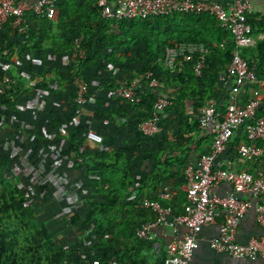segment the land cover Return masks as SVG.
<instances>
[{"label":"trees","instance_id":"trees-1","mask_svg":"<svg viewBox=\"0 0 264 264\" xmlns=\"http://www.w3.org/2000/svg\"><path fill=\"white\" fill-rule=\"evenodd\" d=\"M54 1L56 13L51 18L26 13V37L11 39L9 25L3 26L0 53L8 59L16 50L23 58L24 51L31 49L45 71L43 62L48 50L66 53L68 57L84 51V56H77L72 61L68 75L70 81L83 79L89 96H92L95 91L91 80L94 78L99 92L91 98L96 104L95 112L107 117L109 126L116 124L118 119L124 120L133 135L127 141L128 149L124 145L119 150L91 153L85 148L86 131L82 126L73 123L65 134H61L64 120L59 116L49 118L45 123H35L29 134L45 140L46 144L64 139L67 148L62 149L59 156L73 162L79 160L78 165L86 163L89 183L101 200H88L85 215H73L70 219L78 223L77 228L81 232L93 234L95 242L88 243V250L84 253H70L62 242L53 237L29 202V193L22 188L28 187V180L23 175L9 176V159L1 157L0 264H91L93 260L100 264L113 261L141 264V243L144 240L137 238L136 228L153 221L155 214L150 208H139L137 204L145 196L164 206L170 205L175 213L185 210L187 189L172 201H165L159 200L157 194L161 191L158 185L172 177L171 168L176 163L183 170L190 164L189 153L198 151L199 158L210 150L214 132L208 135L211 139L208 148L199 151L200 136L204 133L199 117L210 101L224 112L232 98L230 91L218 81V75L225 71L233 57L234 43L230 32L208 14L174 13L144 20L115 21L100 16L95 0ZM247 20L253 34L264 33V12L251 13ZM178 42H199L209 47L210 54L200 75L194 73L192 61L184 57L176 58L172 67L163 64L166 46ZM242 56L254 67L257 79L264 80V39L255 47L243 49ZM147 70L152 71L151 77L145 75ZM138 75L141 76V87L134 98L127 99L117 94L116 90L122 83L128 85ZM151 78L157 80L156 87L149 85ZM22 90V84H11L4 95L5 101L0 98V105L5 103L8 108H15L17 95ZM158 94L167 95L172 103L160 115L161 131L147 137L138 130V125L151 118ZM105 98L112 104L105 106ZM87 103L74 106V121L86 115L89 117ZM257 115H264V108H259ZM173 123L176 126H172ZM238 129L227 143V154L235 153L240 143L247 142L244 126ZM113 133L110 129L101 133L102 142L112 138ZM144 141L156 142L157 147L141 153L140 146ZM174 153L178 157H172ZM141 155L143 160L153 158L156 163L144 177L138 174ZM146 190H150L151 195H147ZM91 250L93 255L85 263Z\"/></svg>","mask_w":264,"mask_h":264},{"label":"built area","instance_id":"built-area-1","mask_svg":"<svg viewBox=\"0 0 264 264\" xmlns=\"http://www.w3.org/2000/svg\"><path fill=\"white\" fill-rule=\"evenodd\" d=\"M100 16L105 20H132L160 17L170 14L201 15L208 14L217 19L221 26L231 34L234 43V54L225 71L220 72L218 81L223 87H228L231 100L224 112L213 105H207L201 110L199 122L203 127H210L214 138L210 150L202 154L197 163L188 164L183 175L188 182L186 190V206L181 213H175L170 205L164 206L157 200L143 198L138 202L139 208H150L155 219L142 223L136 228V236L140 240H150L152 229L159 225L173 226L176 224L187 227V233L181 239L167 245L164 264H190L194 250L197 248V234L208 224L220 219L218 235L210 241V247L221 253H226L238 259H254L264 256V236L252 238L246 243H239L236 238L238 224L251 205V199L264 197V174L260 168L256 173L233 169V160L219 159L226 152L227 143L234 131L244 126L247 142L240 143L235 154L242 161L252 164L261 162L264 155V115L258 116L260 101L257 98H241L242 90L256 84L254 67H251L242 56V50L255 47L254 34L247 20L253 13L252 0H232L221 4L215 0H95ZM264 4V0H263ZM32 12L38 16L53 17L56 13L54 0H0V28L9 25L11 36H27L26 13ZM78 54V55H76ZM210 49L204 43L178 42L166 46L162 58L163 64L172 67L176 58L184 57L192 61L196 75H200ZM77 56H84V51H77ZM145 75L151 77L152 71ZM13 84L9 77L0 80V96L5 95L7 88ZM149 85L156 87L158 82L151 78ZM141 87V76L116 90L117 94L132 99ZM89 96L87 85L83 79H76L75 103L83 105ZM172 102L167 95L158 94L153 106L151 118L142 121L138 130L147 137L161 131L160 115ZM86 139L100 144L102 135L94 130L86 131ZM258 143V144H257ZM44 182L51 181L45 176ZM42 181V182H43ZM222 184L229 186L225 194L215 192ZM159 196L170 199L173 193L166 189ZM257 218L264 223V205L256 207ZM91 264H100L93 260ZM242 264H247L243 262Z\"/></svg>","mask_w":264,"mask_h":264},{"label":"crops","instance_id":"crops-1","mask_svg":"<svg viewBox=\"0 0 264 264\" xmlns=\"http://www.w3.org/2000/svg\"><path fill=\"white\" fill-rule=\"evenodd\" d=\"M203 1H211V0H203ZM221 4H228L232 0H215ZM253 3V13L255 12H264V4L263 0H252ZM1 30H3V27L0 28V34ZM255 38V46L256 44L264 39V33H256L254 34ZM11 39H15L13 36H11ZM0 47H3V42L0 41ZM31 51V59H24L27 61L26 64H24V60L20 58V55L18 51H14L8 59H4L6 55L4 53H0V60H5L4 65H8L5 67H11L15 66L14 64V57L15 55L18 57V59L21 61V63L24 64L26 67V72L29 74V76L19 77V81L17 83H20L23 85V92H21L18 96H24V101L21 103L20 106L19 103L15 106V108H9L12 110V112L15 115H19L18 117L21 118L20 120H24L23 118H26L29 116V118H32L33 114H37L36 106L35 104L38 103V101H41L42 98L47 99L46 107L42 112H40V119H36L34 122H32L30 125H28V128H33L35 123H45L48 121L49 118L54 119L57 116H59L62 120H64L63 127L61 128L60 132L61 134H65L66 130L71 128L73 123L75 125H80L82 128H84L85 131L87 130H94L99 132L100 134H104L107 132V129L113 130V137L108 139L106 142H101L100 144L93 143L85 138V148L90 151L91 153H96L100 150H119V147H124L128 149V143L127 141L132 137L133 133L131 134L130 128L125 123L124 120H117V123L109 126L107 117H101L100 114L95 112L96 104L91 99L92 96H89L90 101H87L86 109L90 113L89 117L86 115L82 117L80 120H75V116L72 115L74 106H77L75 103V86H76V79L70 81L69 73L71 69L72 61H74L73 56L68 57L66 53H54L51 50H48L46 53V59H45V71H43V64L41 62L39 63V60L37 59L36 53H33L31 49H27ZM4 54V56H2ZM9 63L7 64L6 62ZM21 68V67H20ZM43 73H45V76H43ZM62 78H61V76ZM61 80L60 83L58 81ZM95 84V89L93 92V96H97L98 88L96 87V80L92 81ZM67 86V87H65ZM52 89H55V92H52ZM227 91L229 90L228 87H226ZM257 98L260 101L259 108H264V80L258 81L256 84L247 86L242 90L241 98L247 99V98ZM214 101H210L208 105H213ZM226 103V102H225ZM112 104L111 100H108L105 98L104 105L109 106ZM214 106V105H213ZM23 108H28L27 111H29V114H27L26 110ZM49 108V109H48ZM54 108V109H53ZM53 109V111H52ZM191 111V110H190ZM26 114V115H24ZM172 126H176V123H173ZM202 135L200 136L201 139V147L199 148V151H202L204 149H207L210 145L211 139L208 135L211 134L212 128L210 127H203ZM238 131H240L238 129ZM42 132L44 133V126L42 127ZM31 133V132H30ZM130 133V134H129ZM35 138L32 134L27 133ZM101 134V135H102ZM31 137V138H32ZM126 143V144H125ZM156 142H142L140 148L141 153L142 151H150L152 149H155ZM57 145H60L59 153L62 149L67 148V143L64 139L60 140V142L57 143ZM264 148V142L261 144ZM189 160L190 164H196L199 156V152L194 151V153H189ZM233 157V169L235 170H243L251 173H256V169L260 168L264 174V155L257 165H253L252 163H248L246 161L240 160L238 157L236 158L235 153L227 154L222 153L219 155V159L226 160L228 157ZM172 157L176 158L178 155L175 153L172 155ZM7 158V157H6ZM173 158V159H174ZM58 161H63L62 163L57 162V167L51 166L50 168L47 167V171H45L47 177H51L53 180L56 175L54 172H58L56 168H63L66 170H69L71 174H73L74 179L78 178V183L81 185H84V183L87 184L88 190L82 194V199H85V202L87 204L88 200H95L100 201L101 196L96 193L94 190V187L89 183V177H87L88 173L86 171V163L83 165H78L79 160H75L74 162L71 161L72 165L66 164L69 161H64L63 158H58ZM156 166L155 161L153 158H142L141 155V162L139 163V171L138 174L141 175V177H144L145 174L151 172ZM173 171L172 177H170L168 180L161 182L158 185L159 192H163L166 189L170 190L173 193V196L170 199H162L158 193L159 200H165V201H172L174 197H178L182 192H185L188 186V182L185 180V177L183 175V168L176 163L173 168H171ZM59 173V172H58ZM87 174L85 176L86 181H82L83 174ZM72 176V175H71ZM46 183V182H45ZM76 183V182H75ZM85 186V185H84ZM229 191V186L227 184H222L219 187L215 189V192L219 194H225ZM147 195H151L150 190H146ZM85 195H89L87 198H84ZM93 196L94 198H91ZM96 196V198H95ZM62 198V197H61ZM144 198H149L145 197ZM258 205H264V197L262 198H253L251 199V205L247 209L244 216L241 218L236 232V238L239 243H246L252 238H260L264 236V223L260 222L257 218V210L256 207ZM86 213V212H85ZM84 213V215H85ZM76 215V214H74ZM84 215H78L79 217H83ZM73 216V215H72ZM264 217V212H263ZM220 219H217L214 223L208 224L202 228V230L197 234V248L194 250L192 255V260L190 264H242L243 262L247 264H264V256L258 255L254 259H238L234 258L226 253H221L213 250L210 247V241L215 239L218 235V225H219ZM76 226L72 225V227ZM75 229V228H74ZM78 229V228H76ZM187 233V227L176 224L173 226L163 225L159 224L155 226L151 231V238L150 240L144 241L141 243V264H164L163 259L167 252V245L172 242L181 239V237ZM88 246V243H86ZM111 264H123V262H115L113 261Z\"/></svg>","mask_w":264,"mask_h":264},{"label":"rangeland","instance_id":"rangeland-1","mask_svg":"<svg viewBox=\"0 0 264 264\" xmlns=\"http://www.w3.org/2000/svg\"><path fill=\"white\" fill-rule=\"evenodd\" d=\"M110 50L113 51V49ZM23 55L22 60L31 59L30 50L26 49ZM14 60L15 66L7 67L6 69L5 67L8 65H4L5 60H0V75L9 77L13 84H18L19 77L24 76L25 78V76H29V74L25 73L27 70L24 66L27 61L24 60V64L21 63L16 55ZM6 63L8 64L9 61ZM137 77L139 75L135 78ZM92 81H94V78L91 83L93 84V89H95V84ZM0 98L1 101H5L4 95L0 96ZM40 99L41 101L35 104L37 114H33L32 118H29V116L23 118V121L20 120L19 115H15L8 108V104L3 103L0 105V158L7 157L9 159L7 166L9 176L23 175L28 180V187L22 186V188L29 193V202L33 205L39 219L48 226L53 237L62 242L70 253H84L88 250L86 243L93 244L95 237L91 233L87 235L85 232H81L76 229V226L72 227V225L78 223L71 221L70 218L74 214L82 216L86 212L87 204L85 199H82V194L86 189L88 190L87 184L84 183L85 186L79 184L78 178L74 179L73 174L63 168H56L59 173L54 172L56 177L45 183L42 179L46 176L47 167H57V162H63L58 161V158L63 157L57 156L60 145L53 142L46 144L45 140L33 138L32 136L31 138L27 134L32 131V128L27 129L28 125L36 119H40L38 118L40 117L39 113L46 107L47 99L42 98V96ZM17 100L21 106L24 96L17 95ZM23 109L29 114L28 108ZM63 160L69 161L66 158H63ZM66 164L72 165L71 161ZM86 175V173L83 174L82 181ZM88 196L85 195L84 198ZM91 198L94 197L91 196ZM92 255L93 251L91 250L85 263L89 262Z\"/></svg>","mask_w":264,"mask_h":264}]
</instances>
